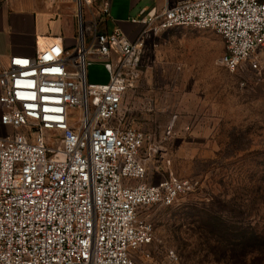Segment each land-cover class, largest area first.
<instances>
[{
    "label": "built area",
    "instance_id": "2783aa9c",
    "mask_svg": "<svg viewBox=\"0 0 264 264\" xmlns=\"http://www.w3.org/2000/svg\"><path fill=\"white\" fill-rule=\"evenodd\" d=\"M76 45L41 36L33 55L0 59V264H152L149 210L194 189L171 171L157 131L120 114L143 76L151 35L180 26L211 29L231 72L264 71V0H183L133 21L135 40L104 29L109 0H77ZM106 82L89 81L88 56ZM174 120L165 138L174 132ZM163 264H176L165 249Z\"/></svg>",
    "mask_w": 264,
    "mask_h": 264
},
{
    "label": "rangeland",
    "instance_id": "374dc122",
    "mask_svg": "<svg viewBox=\"0 0 264 264\" xmlns=\"http://www.w3.org/2000/svg\"><path fill=\"white\" fill-rule=\"evenodd\" d=\"M224 50L211 29L151 35L142 79L120 111L162 138L150 182L171 171L194 183L173 205L149 210L152 264H163L165 249L177 252L176 264H264V71H229ZM88 59L89 81H107L103 62Z\"/></svg>",
    "mask_w": 264,
    "mask_h": 264
},
{
    "label": "crops",
    "instance_id": "0c3cea01",
    "mask_svg": "<svg viewBox=\"0 0 264 264\" xmlns=\"http://www.w3.org/2000/svg\"><path fill=\"white\" fill-rule=\"evenodd\" d=\"M180 1L183 0H109L110 13L104 29H120L135 40L142 25L133 19ZM77 14V0H0V59L4 61L11 54H35L41 36H58L67 48L74 47Z\"/></svg>",
    "mask_w": 264,
    "mask_h": 264
}]
</instances>
